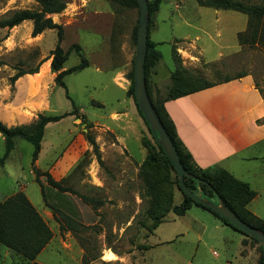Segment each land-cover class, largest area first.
<instances>
[{
	"label": "rangeland",
	"instance_id": "374dc122",
	"mask_svg": "<svg viewBox=\"0 0 264 264\" xmlns=\"http://www.w3.org/2000/svg\"><path fill=\"white\" fill-rule=\"evenodd\" d=\"M62 1L65 9L50 16L63 28L61 47L68 51L71 45L80 46L88 64L65 76L70 99L55 86V74L50 71L56 30L32 37L30 21L0 28V121L8 127L31 125L39 114L76 111V116L46 126L34 162L40 174L50 173L71 191L65 195L56 192L40 175L46 202L64 204L60 209L81 224L67 231L52 223L54 249L61 251L60 257L68 264H259L262 250L258 243L229 226L221 224L219 229L203 218L193 220L194 212L211 215L198 208L151 232L148 199L139 175L147 155L143 139L151 137L128 94L139 9L108 0ZM24 9L39 7L35 0H1L0 19ZM149 19V39L159 44L160 73L171 72L178 59L191 74L211 83L250 74L264 98V46L239 45L236 39L246 30L245 15L201 7L196 0H163ZM79 63L80 58L71 51L63 69ZM35 69L37 73L29 74ZM19 73L24 74L13 80ZM169 84L170 76L158 89L149 84L152 99L163 100ZM88 137L94 140L102 164ZM3 151L0 136V155ZM31 154V144L15 139L10 157L0 166V200L23 189L29 202L41 211L45 201L35 181ZM258 208L256 214L264 220L263 203ZM53 221L59 223L54 215ZM41 258L52 264L57 260L53 252Z\"/></svg>",
	"mask_w": 264,
	"mask_h": 264
},
{
	"label": "trees",
	"instance_id": "16d2710c",
	"mask_svg": "<svg viewBox=\"0 0 264 264\" xmlns=\"http://www.w3.org/2000/svg\"><path fill=\"white\" fill-rule=\"evenodd\" d=\"M1 1V0H0ZM111 3L125 8H137L135 0H108ZM163 0H147L149 18L157 12ZM39 9L37 10H15L10 12L6 17L0 19V28H13L19 24L30 21L32 23L31 36L36 37L45 30H56L57 40L54 49L51 51L50 71L55 74L54 84L65 91L66 98H69L67 93L64 78L66 75L75 71L81 70L88 66L87 60L83 57L80 46L71 45L68 51H64L61 47L63 39V28L52 21L51 15L59 14L65 9V2L62 0H35ZM201 7L212 8L214 10L233 11L243 14L247 17L246 30L238 33L236 36L239 45L259 43L264 46V3L254 4L246 3L241 0H196ZM150 19L148 22L147 34V51L144 62L145 83L148 97L151 104L161 121L166 133L169 135L183 168L199 181L184 178V184L187 188L201 199L213 201L220 198L223 203L244 223L264 233V220L257 217L247 209V204L255 197L256 192L246 182L237 180L230 173L219 167H209L201 169L197 167L191 155L187 152L181 141L179 140L174 124L169 118L164 102L167 100L177 99L209 87L214 83L208 82L205 79L199 78L191 74L184 68L177 59V65L170 73V84L166 91V96L163 100H153L150 93L148 77L151 69H153L161 60V55L157 51L158 43H154L149 39ZM137 27L134 29L133 37H136ZM74 51L80 58V63L72 68L63 69L69 52ZM37 73V69L29 74ZM24 73L16 74L13 80H16ZM241 76V75H239ZM238 76V77H239ZM130 79V87L128 94L132 97L136 106L137 112L143 119L151 140L143 139V147L147 150L145 160L140 165L139 175L145 186L144 197L148 199V208L146 215L151 220V232L155 230L165 219L169 212L176 216H183L192 206L208 211L213 216L218 218L224 225L229 226L234 231L246 236L236 230L226 220L219 217L214 212L206 209L202 205L196 203L191 197L187 196L179 187L176 173L162 152V149L157 145L153 134L151 133L147 123L141 115L138 106L134 99L133 93V71L128 76ZM229 80V78L224 81ZM76 116V111H72L44 116L39 114L36 121L31 125H20L8 127L0 121V136L4 142V151L0 155V166L10 157L12 150L15 147V139H21L32 145L31 166L36 175L35 181L41 186L43 198V186L39 181V176H43L46 185L56 190L58 193L66 194L71 192L70 189L63 187L61 181H55L50 173L42 174L34 167V162L37 160L41 141L43 139L45 128L50 123H57L66 117ZM89 143L92 145L100 164L97 146L92 139L88 137ZM206 182L209 186L201 183ZM178 191L181 200L178 205L173 204L174 192ZM45 206L52 211V214L59 220V227L62 230L74 231L80 227L78 221L72 219L64 213L60 208L64 204L55 205L48 204L44 198ZM216 203V202H215ZM52 237V233L35 208L28 201L23 192H16L0 201V245L8 250L21 255L30 260L31 264H37L34 259L36 255L47 245ZM255 243L254 239L251 238ZM261 250V247H259ZM259 264H264L262 255L259 257Z\"/></svg>",
	"mask_w": 264,
	"mask_h": 264
},
{
	"label": "crops",
	"instance_id": "0c3cea01",
	"mask_svg": "<svg viewBox=\"0 0 264 264\" xmlns=\"http://www.w3.org/2000/svg\"><path fill=\"white\" fill-rule=\"evenodd\" d=\"M199 54L203 58L202 50ZM195 59L199 61L197 57ZM158 64L150 71L148 77L149 84L154 90L161 87L162 82L169 81L171 73L169 70L165 74L160 73ZM192 64L196 65L194 61ZM239 75L229 77L227 81H224L227 79L225 78L213 82L214 85L207 89L167 100L163 106L174 124L179 140L197 167L224 169L237 180L249 184L256 192L255 197L247 204V209L257 216L258 207L261 203L264 205V98L255 86L252 75L243 73ZM18 192L24 193L23 189ZM180 200V193L175 191L173 204L178 205ZM216 201L217 199L213 200ZM193 208L198 207L192 206L183 216L169 212L161 224L174 221L175 218H184ZM35 210L50 229L52 237L36 255L34 261L37 264H52L42 259L41 255L53 252L57 256L54 264H68L60 257L61 251L54 249L56 236L51 225L54 223L59 228V223L53 221L52 211L46 206L41 211L36 208ZM203 214L194 212L193 220L196 217L203 218L211 226L222 229L221 226L224 224L218 218L213 217L211 213L209 216ZM70 217L78 221L73 214ZM103 262L112 261L103 259ZM31 263L30 260L0 245V264Z\"/></svg>",
	"mask_w": 264,
	"mask_h": 264
},
{
	"label": "water",
	"instance_id": "95a60500",
	"mask_svg": "<svg viewBox=\"0 0 264 264\" xmlns=\"http://www.w3.org/2000/svg\"><path fill=\"white\" fill-rule=\"evenodd\" d=\"M138 9V26L136 30V46L133 63V93L134 99L138 106V109L147 123L151 133L153 134L157 145L162 149L163 154L172 165L180 189L189 197H191L196 203L202 205L206 209L214 212L222 219L226 220L228 224L234 227L236 230L245 234L246 236L254 239L261 247L262 259L264 262V233L253 229L243 221H241L235 213H233L220 198H217V203L201 199L193 195V193L184 184V178L199 181L195 176L188 173L181 165L176 149L166 133L161 121L159 120L151 101L148 97L145 83L144 62L147 51V34H148V22L149 12L147 0H135ZM207 187L210 186L202 181Z\"/></svg>",
	"mask_w": 264,
	"mask_h": 264
},
{
	"label": "bare ground",
	"instance_id": "6f19581e",
	"mask_svg": "<svg viewBox=\"0 0 264 264\" xmlns=\"http://www.w3.org/2000/svg\"><path fill=\"white\" fill-rule=\"evenodd\" d=\"M109 254V252H107ZM114 257V256H113Z\"/></svg>",
	"mask_w": 264,
	"mask_h": 264
}]
</instances>
